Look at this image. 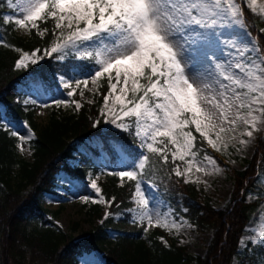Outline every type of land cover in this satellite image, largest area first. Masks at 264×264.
Masks as SVG:
<instances>
[{
  "label": "snow or ice",
  "instance_id": "snow-or-ice-1",
  "mask_svg": "<svg viewBox=\"0 0 264 264\" xmlns=\"http://www.w3.org/2000/svg\"><path fill=\"white\" fill-rule=\"evenodd\" d=\"M244 3L264 19V4L257 5V0H244ZM8 7L18 9V14L5 15L4 23H14L20 29L39 32L38 21H54L53 35L57 36V30L59 35L50 49L44 50L45 54L60 53L63 58L72 50L75 58L88 62L73 65V70L86 78L76 79L68 76V72L64 74L68 79L61 77L67 94L73 96L81 84L86 88L89 78L96 84L106 76L108 91L103 97L101 114L106 109L113 117V124L134 134L140 139V146L158 154L163 164L168 163L171 155L175 164L172 171L177 177L190 173L193 167L196 172L207 174L196 159L203 148L196 147L193 129L201 141L222 151L237 140V135L249 138L238 140L246 146L253 133L264 125V48L256 41L238 42L226 31L233 30L235 36L236 28L245 29L238 0H16L15 3L8 0ZM260 32L264 33V28ZM244 35L251 33L245 29ZM201 43L221 54L223 44L224 48L234 49L235 56L229 51V58L215 62L214 70L201 71L197 67ZM39 51L31 54V63L38 62ZM28 60L29 54L24 53L15 67L26 68ZM73 79L75 87L70 82ZM34 86L41 85L36 82ZM55 103L59 105L63 101ZM73 103L77 109L81 107L79 102ZM4 115L0 109V119ZM23 126L28 128L27 122ZM10 134L20 140V151L25 150L24 144L32 138L30 128L27 137L18 130H11ZM203 160L220 171L212 156L205 153ZM148 161L149 157L141 154L133 161V170L119 173L122 178L136 181L135 203L139 212L134 219L146 223L145 232L152 226L178 228L175 220H169L171 210L153 215L149 207V199L138 179ZM176 161L186 165L183 171ZM62 180L74 186L71 177ZM91 187L99 192L94 181ZM83 199L87 201L88 197ZM99 202L105 201L101 198ZM249 244L264 247V229L247 239L242 237L237 256L245 250L254 251ZM233 262L245 264L236 257ZM80 264L94 262L84 253Z\"/></svg>",
  "mask_w": 264,
  "mask_h": 264
},
{
  "label": "trees",
  "instance_id": "trees-1",
  "mask_svg": "<svg viewBox=\"0 0 264 264\" xmlns=\"http://www.w3.org/2000/svg\"><path fill=\"white\" fill-rule=\"evenodd\" d=\"M243 14L251 32L264 48V19L240 0ZM8 0H0V109H3L6 122L0 119V259L2 264H79L81 255L94 251L103 253L105 264H234L233 258L243 259L245 264H264V247L249 244L254 251L245 250L237 256L241 240L253 213L264 200V136L258 140V149L246 159V166L234 171L235 188L226 206L217 208L209 197L173 173V163L161 162L158 154L148 153L149 161L145 166L144 178L155 182L165 204L178 217H185L197 229L213 231L205 255H194L186 246L177 242L161 240L162 230L145 232V227L131 223L129 218L117 222L110 217L95 224L88 236L76 241L73 231L66 232L50 217V211L41 203V196L57 186V176L66 170L75 178H82L92 171L100 170V156L109 155L113 169L102 181L103 192L108 199L114 198L111 210L127 209L132 204L130 198L135 190L136 181L119 185L115 172L117 159L126 154L134 160L143 150L138 148L131 132H102L96 125L97 113L103 95L96 104H84L80 109L72 105L69 109H54L49 121L43 127L36 122L37 104H24L26 91L35 88L39 82L45 93L54 96L68 94L60 90L59 76L79 74L73 65L80 61L75 57L59 60L54 56L46 58L41 64L26 70L15 67L21 51L44 49L53 42L51 19L41 22L39 29H32L29 36L20 35L14 23H4L3 17L9 12ZM46 32V33H45ZM67 76V77H68ZM105 81V80H104ZM105 87L103 94L105 95ZM27 122L35 131L30 140L33 160L21 157L16 149L17 136L10 134L13 127ZM95 125V126H94ZM194 130V129H193ZM197 136L196 147L203 148L198 158L205 153H216ZM96 143H95V142ZM87 144L89 153L79 151V145ZM77 163L76 168L71 164ZM138 170V169H137ZM139 172V171H138ZM30 195L26 202L24 198ZM249 194L255 196L248 199ZM23 204V206H21ZM21 206V207H20ZM17 207H20L17 212ZM102 207L94 203L88 210L89 218L101 217ZM16 212L14 213V211ZM186 210V211H185ZM229 219V220H228ZM78 225V223H77ZM115 228V229H114Z\"/></svg>",
  "mask_w": 264,
  "mask_h": 264
},
{
  "label": "rangeland",
  "instance_id": "rangeland-1",
  "mask_svg": "<svg viewBox=\"0 0 264 264\" xmlns=\"http://www.w3.org/2000/svg\"><path fill=\"white\" fill-rule=\"evenodd\" d=\"M15 2L16 0H13V3ZM261 4H264V0H257V5H261ZM9 14L16 16L18 14V9L9 10L7 15ZM243 19L245 23V29L247 32L251 33V36L244 35L245 29H241V28L235 29V32L237 33V35L235 36L232 35L233 30H226L228 32V35L231 36L233 39H236L238 42L241 40L243 42H249V43L251 41H256L257 45L260 47L258 39L250 31L244 16ZM51 21L54 24V21L53 20ZM37 23L39 28L41 22L38 21ZM16 28H17V32L23 36H29L32 30V29L31 30L20 29L18 26H16ZM53 30H54V26H53ZM39 32H43L44 34V31H41L40 29ZM58 35H59V30H57V36H54L53 42L57 40ZM53 42L48 47L36 53V58L38 59V62L36 64L31 63V59H32L31 54L35 50L21 52L20 58L24 55V53H28L29 60L26 61L27 63L26 68L21 67L19 69L25 70L31 68L32 66H37L41 64L47 57L50 56H56L61 60L74 56L72 50H68V52L64 55L63 58H61L60 53H52L50 55H46L44 50L50 49ZM198 48H199L198 56L200 58V64H198L197 67L200 70L203 69V66L205 64H208L210 70H214L213 68L214 63L218 61L223 62L226 59H228L229 57L227 56V53L229 51L233 52L235 56V50L224 48L223 44L220 45V48H223V54H221V52H219L215 48L210 49L206 44L203 43H201L198 46ZM214 51L216 52L215 56H213ZM205 55H207V59H205ZM61 77L62 76H60L59 78L60 89L68 93V89H66L63 86V81L61 80ZM72 77L81 80L86 78L80 74L73 75ZM64 79H68V77L64 76ZM70 82L73 84V87H75V79H73ZM103 87H105L106 90L105 94H106L108 91V80L106 76L99 79L96 84H93L91 79L89 78L88 86L85 88L84 85L81 84L80 88L76 90L73 96L68 95L69 98H66L64 96L57 97L51 93H45L41 87H36L31 92H27V96L23 98V102L25 103V101H27V103L25 104L39 105V108L36 111V122L39 127H43L45 124L48 123L50 115L54 109H58V110L61 109L62 111L69 109L72 105H75V103H73L74 101L79 102L81 107L84 104H89V105L96 104L100 96L103 95L104 97ZM81 92H83V95L80 94ZM56 101H63V103L57 105L55 103ZM103 104H104V99L101 103V106L99 107L97 113V120H96L99 121L98 125L101 126L102 132L107 133L110 131H125L117 127L116 124H113L111 122L113 117L111 114L107 113L106 109L104 110L105 114L104 115L101 114ZM43 105H48V107H44ZM5 120L6 119H4L3 121ZM117 123H120V121H117ZM23 124L17 127H13V130H18L20 135L27 137L30 128L32 138H34L35 131L28 124H27L28 128H25ZM11 125H12L11 123L10 125L8 123L6 124L7 127H10ZM125 132H129V131H125ZM262 135H264V125L261 126L260 131H256L253 133V138H251L250 142L246 146L240 145L238 143V140L239 139L248 140L249 138L240 137L239 135H237V140L231 142L226 150L216 151L211 148L214 152H216V156H212V157L216 160L220 171H216L213 168V166L208 164L207 161H204L203 158H196L197 161L199 162L200 167L206 169L207 174H205V172L203 171L196 172L195 167H193L192 171L190 173H187L185 176H182V178L184 180L187 179L192 184H195V186L201 191L203 196L209 197L211 199V202L215 207L222 208L226 206L235 188L234 171L236 169H242L246 166L247 163L245 160L251 158L254 155V153L257 150L258 138ZM132 136L134 137V139H136V141L140 145L141 143L140 139H138L134 134H132ZM31 139H28L27 142L24 144V149H25L24 151H20V149L18 148V144H20V140L17 142L16 145L18 154L21 157H24L30 161L33 160V150L30 146ZM237 148L240 150L237 151L236 150ZM141 149L144 150L145 152L144 155H148L149 152L147 151L146 147H141ZM79 150L88 153L89 152L88 145L79 146ZM169 160L172 162L171 155H169ZM133 161L134 160L132 158H129L127 156L120 157V159L118 160L117 173L120 179V183L122 185L129 179L127 177L122 178L119 175V173L122 171L133 170ZM176 164H179L181 171H183L186 167V165L180 161H176ZM71 166L73 168H76L77 163L73 162ZM101 169L103 171L102 174H93L90 171L86 174L84 178H75L69 172L63 171L58 175L56 188H54L51 192H47L43 194L40 198L41 203L45 207H47V209H49L50 217L55 221V223L59 224L66 232L73 231V228L76 226L79 227L75 232L73 231L76 241H81L85 239L88 236V231L92 229V227H94L95 224L101 223L104 219H106L105 218L106 213L109 214L107 218L113 217L115 222L123 218H129L132 225L138 224L140 226L146 227V223L141 224L138 221V219H134V217H137V213L139 212V208L135 203V192L131 197L132 204L128 209L122 208L115 212L113 211L111 212L112 201H109L105 197L102 189V180L105 178V172L111 170V164L107 155L102 156ZM62 177L64 178L71 177L74 181V186L64 182V180H62ZM138 179L141 180L142 190L144 191L145 197L149 199V207L152 208L153 215H155V212L157 211L161 213H168L169 209H165L163 202L161 201L158 186L155 183L147 181L144 178H139V176ZM93 181L96 183L99 192H97L96 189L91 187V183ZM261 183H263L264 185V173L262 174L261 177ZM149 184L154 185V187L149 188ZM83 197H88V200L85 201ZM29 198L30 195L27 194V196L24 198V201L26 202L27 200H29ZM101 198H103L105 202L103 203L99 202ZM248 199L252 200V198H248ZM94 203L99 204L102 207L101 209L102 213L100 218L98 216L94 219H91L89 218L87 212ZM21 206H23V204ZM20 207H17L16 209L17 212ZM129 209H133L134 211H129ZM16 210L14 211V213L16 212ZM169 220H175L177 225H179V227L165 229V228L152 226L149 227L147 231H153L158 229L162 230L163 239L166 242H177V244L181 246H186L189 249V251L194 255L206 254L207 248L211 240L213 239V231L211 229L206 228L204 231H200L193 223L190 222V220H188L185 217L180 218L177 215H175L173 212H171V214L169 215ZM261 229H264V200L260 209L254 213L250 223L247 226L246 232L243 235V238L247 239L251 235H253L256 231ZM88 256L89 259L94 262V264H105V259L101 253L93 252L91 254H88ZM0 264H2L1 259H0Z\"/></svg>",
  "mask_w": 264,
  "mask_h": 264
},
{
  "label": "bare ground",
  "instance_id": "bare-ground-1",
  "mask_svg": "<svg viewBox=\"0 0 264 264\" xmlns=\"http://www.w3.org/2000/svg\"><path fill=\"white\" fill-rule=\"evenodd\" d=\"M204 70H210L208 64H205V65L203 66V69H202L201 71H204Z\"/></svg>",
  "mask_w": 264,
  "mask_h": 264
}]
</instances>
